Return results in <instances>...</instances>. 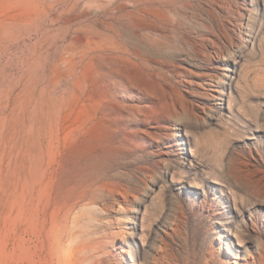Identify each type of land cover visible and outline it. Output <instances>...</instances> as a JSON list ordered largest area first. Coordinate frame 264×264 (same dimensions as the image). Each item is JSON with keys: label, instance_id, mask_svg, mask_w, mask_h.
<instances>
[{"label": "rangeland", "instance_id": "rangeland-1", "mask_svg": "<svg viewBox=\"0 0 264 264\" xmlns=\"http://www.w3.org/2000/svg\"><path fill=\"white\" fill-rule=\"evenodd\" d=\"M152 263L264 264V0H0V264Z\"/></svg>", "mask_w": 264, "mask_h": 264}, {"label": "bare ground", "instance_id": "bare-ground-1", "mask_svg": "<svg viewBox=\"0 0 264 264\" xmlns=\"http://www.w3.org/2000/svg\"><path fill=\"white\" fill-rule=\"evenodd\" d=\"M29 155H30V153H29ZM49 157H50V159H49L48 165L46 168L43 167L42 174L38 175L34 180L27 181L24 184V191H23V197H24V201H25V209H26V211H28L30 213V215L28 217V220L30 222L29 225L30 224L32 225L33 230H36L38 228L39 234L42 237V240H41L42 244H35V245L23 244V236H22L23 229L21 227V223L18 222L17 228H18L19 238H18L17 246H18V249H20L22 252L29 250V249L31 250L34 247L36 249H39V248L45 249V247L47 245H50V244H45L46 237H48L52 231V229L49 226V223L51 222L53 225H55L57 222L58 216L61 215L63 212H69L70 210L74 209L75 207H79L77 205H80L82 203L95 204L97 202L95 190L92 188V186L87 187L86 189L82 190L78 195H73L71 197H68L65 200H61V197L60 198L58 197L59 194L57 196L54 195L52 192V186H53V184H52V182H53L52 181V177H53L52 176V172H53L52 167H53V163L55 162L56 154L53 155L51 152H49ZM24 164H26V163H24ZM18 171H20V170H18ZM15 177H16V175H15ZM63 181L64 180H62V182H61L62 185H63ZM62 185H61V187H62ZM14 188H16V187H14ZM104 205H106V204H104ZM21 206H24V205L20 204V207L18 209L17 215H18L19 219L23 215V209H24ZM70 215H71V213H70ZM47 253H49V252H47ZM211 260H213V259H211Z\"/></svg>", "mask_w": 264, "mask_h": 264}]
</instances>
